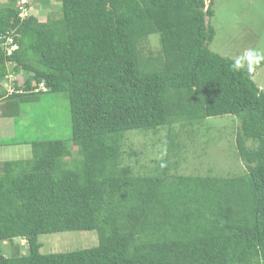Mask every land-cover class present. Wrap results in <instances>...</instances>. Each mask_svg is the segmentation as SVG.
Listing matches in <instances>:
<instances>
[{
  "label": "trees",
  "instance_id": "16d2710c",
  "mask_svg": "<svg viewBox=\"0 0 264 264\" xmlns=\"http://www.w3.org/2000/svg\"><path fill=\"white\" fill-rule=\"evenodd\" d=\"M30 7L0 2V101L63 91L72 136L1 164L0 264H264V90L210 48L214 0H61L46 20ZM224 115L239 121L244 173H182L174 128ZM164 125V156L137 173L128 132ZM81 230L98 244L42 252L40 235Z\"/></svg>",
  "mask_w": 264,
  "mask_h": 264
},
{
  "label": "rangeland",
  "instance_id": "374dc122",
  "mask_svg": "<svg viewBox=\"0 0 264 264\" xmlns=\"http://www.w3.org/2000/svg\"><path fill=\"white\" fill-rule=\"evenodd\" d=\"M3 1L6 0H0ZM25 1L31 3L29 10L36 11L41 20L47 19L48 12L57 13L61 4V0H50L49 5L47 0ZM214 9L215 14L210 21L216 29V36L210 48L236 60H244L248 67L253 68V78L264 90V0H214ZM150 37L145 43V52H157L160 49L159 34ZM14 80L23 84L26 75H12L6 79L3 85L9 93L14 90ZM199 122L182 128L178 125L173 130L180 133L177 142L187 157L181 159L178 169L185 174L242 175L245 165L235 142L238 119L224 115ZM128 133L126 162L137 173L154 172L157 162L153 159L162 158L167 148L164 141L169 134L168 126ZM71 136L70 103L63 91L30 94L28 98L6 97L0 101V166L6 160L28 159L32 154V141L63 139L69 143ZM39 240L43 243L44 253L83 249L99 242L96 230L42 234ZM19 241L24 243V240ZM4 248L10 252L6 241Z\"/></svg>",
  "mask_w": 264,
  "mask_h": 264
},
{
  "label": "clouds",
  "instance_id": "9594fccd",
  "mask_svg": "<svg viewBox=\"0 0 264 264\" xmlns=\"http://www.w3.org/2000/svg\"><path fill=\"white\" fill-rule=\"evenodd\" d=\"M40 88L44 89L45 91L48 90L46 84L43 82L40 83Z\"/></svg>",
  "mask_w": 264,
  "mask_h": 264
},
{
  "label": "built area",
  "instance_id": "2783aa9c",
  "mask_svg": "<svg viewBox=\"0 0 264 264\" xmlns=\"http://www.w3.org/2000/svg\"><path fill=\"white\" fill-rule=\"evenodd\" d=\"M24 2H26V1L23 0V1L21 2V4L24 3ZM26 12H27V11L23 10L22 15L25 16Z\"/></svg>",
  "mask_w": 264,
  "mask_h": 264
}]
</instances>
